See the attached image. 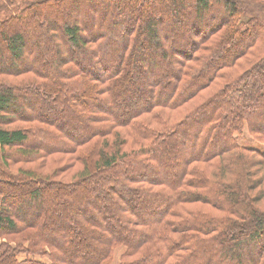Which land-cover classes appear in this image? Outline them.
I'll return each mask as SVG.
<instances>
[{"label": "trees", "instance_id": "16d2710c", "mask_svg": "<svg viewBox=\"0 0 264 264\" xmlns=\"http://www.w3.org/2000/svg\"><path fill=\"white\" fill-rule=\"evenodd\" d=\"M19 5L0 264H264V0Z\"/></svg>", "mask_w": 264, "mask_h": 264}, {"label": "rangeland", "instance_id": "374dc122", "mask_svg": "<svg viewBox=\"0 0 264 264\" xmlns=\"http://www.w3.org/2000/svg\"><path fill=\"white\" fill-rule=\"evenodd\" d=\"M21 0H0V6L3 7V9H7L8 13L15 12L16 9L20 6ZM19 5V6H17ZM64 9H61L60 11H63ZM68 10V9H67ZM65 10V11H67ZM84 19V18H83ZM33 41H36L34 39L31 40V44L33 45ZM0 43H2V37L0 36ZM162 65V63L159 62V65ZM163 68V65L161 66ZM156 76L159 79L160 72L156 71ZM241 135L238 136L239 143L245 147L250 148H256L260 151L264 149V143L256 141V139H253L252 136L247 131V127L244 128ZM80 131H77V133ZM125 248L124 247H118L115 250V258H114V264H119V260L121 255L124 253Z\"/></svg>", "mask_w": 264, "mask_h": 264}]
</instances>
